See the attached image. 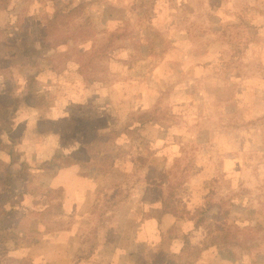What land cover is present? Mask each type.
Masks as SVG:
<instances>
[{"label": "rangeland", "instance_id": "obj_1", "mask_svg": "<svg viewBox=\"0 0 264 264\" xmlns=\"http://www.w3.org/2000/svg\"><path fill=\"white\" fill-rule=\"evenodd\" d=\"M87 1L96 4L74 10ZM56 10L69 15L56 18ZM49 16L60 25L51 35ZM90 22L95 29L74 38ZM58 38V49L33 61L46 59L57 81L31 83L32 45ZM30 86L54 102L48 112L84 97L78 104L103 107L101 120L118 130L134 120L157 150L145 170L91 185L86 244L101 241L97 258L119 262L117 249L133 228L142 231L136 218L147 211L165 236L149 242L151 253L137 241L145 264L155 250L167 254L157 264H264V0H0V102ZM159 194L190 213L163 214ZM105 214L119 217L98 236ZM224 233L237 242L220 252L214 237ZM82 241L76 238L77 248Z\"/></svg>", "mask_w": 264, "mask_h": 264}, {"label": "crops", "instance_id": "obj_2", "mask_svg": "<svg viewBox=\"0 0 264 264\" xmlns=\"http://www.w3.org/2000/svg\"><path fill=\"white\" fill-rule=\"evenodd\" d=\"M28 59L37 69L33 62L36 56L34 59L31 55ZM28 74L26 71L24 77ZM42 80L37 69L31 83ZM9 89L12 88L9 86ZM38 90L30 86L25 94H12L11 101L0 102V110L3 109L0 117L5 119L6 125V128L0 126V264H96L97 261L114 264L97 258L101 241L99 245L96 242L86 244L92 236L87 234L85 224L92 222L90 208L95 205L89 201L91 185L97 181H113L116 172L127 178L128 170H145L142 165L151 166L157 151L155 145L143 136L141 126H135L131 120L130 124L140 128L142 141L135 148L124 146L116 153H107L100 134H107L106 127L118 128L101 120L105 115L103 107L96 112L97 119L94 114L89 117L90 112L86 111L89 106L74 105L65 100L60 102L59 108H53L54 113L48 112L45 110L54 102L49 99L47 102L43 92ZM32 92L36 96L42 94L44 102L38 100L40 106L32 107L26 103ZM4 94L9 95L8 92ZM110 156H113L112 161ZM135 190L139 193L138 188L131 189L132 198L136 196ZM97 193L103 194L100 190ZM158 197L160 202L168 196L159 194ZM150 214L146 211L136 218L142 231L135 232L133 228L129 240L117 249L119 262L115 264H129L123 258L135 251L141 260H133L131 264H145V253H151L152 247L149 245L142 253L137 248V241H147L148 234L144 233L143 225L151 223ZM118 217L115 214V218ZM115 218L108 214L103 216L96 229L98 236L101 230L109 231L106 224L112 222L113 225ZM167 219L164 216L162 223ZM161 226L160 230L165 233ZM78 237L84 245L77 248L74 241ZM155 254L156 250L152 255Z\"/></svg>", "mask_w": 264, "mask_h": 264}, {"label": "trees", "instance_id": "obj_3", "mask_svg": "<svg viewBox=\"0 0 264 264\" xmlns=\"http://www.w3.org/2000/svg\"><path fill=\"white\" fill-rule=\"evenodd\" d=\"M94 4H96V3H92V2H88V1L85 3H80V4H78V6H76V8H74V10L75 11L83 10V9H86L85 6L94 5ZM74 10H72V11H74ZM61 11H63V10H56V14L54 17L59 18V19H63V18L68 17L69 14H65ZM72 14L73 15H80L78 12H74ZM54 17L53 18L51 16L48 17V30L47 31L50 35L52 33H55L58 30V28L60 27V25L58 24L57 20ZM89 26H91L93 29H95L94 25L91 22L85 23L83 26L78 28V34L75 35L74 38L79 37L78 36L79 34H81L85 37L86 36L85 32H87L86 28H88ZM123 37H118V39H121ZM145 41H146V46H148L151 51L156 50L154 43L150 38H145ZM62 42H63V39L58 38V39H54L52 44L45 42V41L42 43H34L32 45L33 46L32 57H34V59H35V56L36 57L39 56V53H42L44 51L50 52L51 50L54 51V50L58 49V47L62 44ZM45 63H46V59L43 61L42 64L41 63L35 64L36 68L38 69V76L40 78H43L44 81L46 79H49V80H46L49 83H53V82L57 81V76L52 72H51V74H49V71L46 69L47 66H45ZM78 94H79V96L82 95L83 90H80L76 94V96ZM68 96L70 97V95H68ZM42 99H43L42 102H44V98H42ZM82 100H84V97H81V100L76 99V103H80ZM66 102H67V100H66ZM26 103L32 107L41 105V102H39L37 100V96L35 95V92H32L29 94L28 99L26 100ZM81 104L86 105V103H81ZM98 110H99L98 106H89V108L86 111H87V113L90 112L89 117H92V114H94V115H96L95 119H97V113L96 112ZM143 118H145V116H142L140 119H143ZM105 131L107 132V134H105V135L100 134V135L103 137L102 141L104 142V146L106 147L107 153H109V152L110 153L111 152L116 153L118 150H120V148H123L124 146H126V148H135L136 144L142 141V136L140 135V128L134 127L132 124H129L123 130H117L115 128L106 127ZM99 146H100V141H98V144H97L98 150H100ZM144 146H146V148L148 147L147 144H144ZM109 159H110V161H112L113 156H110ZM169 197L166 199L163 198L161 200V204L163 205V213L164 214H170V215L177 217L178 215H184L186 213H190L186 209L184 211V210H179V209H175V208L171 207L169 204ZM201 211H202V213H204V211L202 209H201ZM149 219H150L151 223H147V224L143 225L144 233L147 232V234H148V238H147L148 246L150 245L149 242H152V245H153V243L155 244L156 241H158L161 244V242L164 241L165 234L160 230V227L157 224L158 220L157 219L154 220L152 217V214H150ZM212 224H214L213 219H212ZM214 239L216 240V243H217L216 247L220 252L230 251L231 247L235 244V242H237L236 235L235 234L232 235L231 233L220 234V235L214 237ZM150 247H152V246L150 245ZM191 252L192 251H188L185 253L182 252V255L185 254V257L187 259H189V256L193 254ZM160 254L167 255L165 252H163V250L157 251L155 256H154V259H152L154 264H157V259L160 258ZM133 260H141V256L139 254H137L136 251L133 253L127 254L123 258V261H125L126 263H129V264H131V262ZM187 263H188V260H187ZM161 264H174V262H173V260L167 259V260L162 261Z\"/></svg>", "mask_w": 264, "mask_h": 264}]
</instances>
